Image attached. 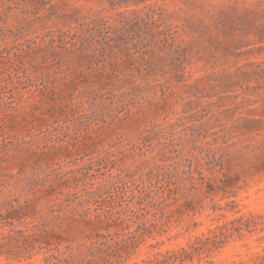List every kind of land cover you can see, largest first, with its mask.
Masks as SVG:
<instances>
[{
    "label": "rangeland",
    "instance_id": "obj_1",
    "mask_svg": "<svg viewBox=\"0 0 264 264\" xmlns=\"http://www.w3.org/2000/svg\"><path fill=\"white\" fill-rule=\"evenodd\" d=\"M129 1L0 0V264H264V0Z\"/></svg>",
    "mask_w": 264,
    "mask_h": 264
},
{
    "label": "trees",
    "instance_id": "obj_2",
    "mask_svg": "<svg viewBox=\"0 0 264 264\" xmlns=\"http://www.w3.org/2000/svg\"><path fill=\"white\" fill-rule=\"evenodd\" d=\"M125 2H130L129 0H125ZM132 2L134 3H138L140 2V0H132ZM124 18H123V14H119V18L118 19H113L112 23H115V22H121L123 21ZM92 22V21H91ZM94 23L91 24V23H88V28L87 30L90 32V33H102V32H106L108 33L109 30L111 28H115L117 29L116 27H113L111 24H109V19H104V18H99L98 20H95L93 21ZM108 35H105V37H107ZM264 121V120H263ZM229 228H227L226 226H220L216 231L213 232L212 236L211 237H206L205 239H199L195 244H192L191 245V249L190 250H187V249H183L182 250V255H185V256H189L191 255L193 252L195 251H198L199 249H201L202 247L206 246V245H209V244H216L218 239H220L222 236H225V232L228 230ZM111 245L107 246L105 248V250L99 248L98 249V252L101 253V252H105V251H108L109 249H111ZM123 248L121 247H116L115 249H113V252L112 253H108L107 255L108 256H114V257H119L121 256L120 255V250H122ZM254 264H263L262 262H257V263H254Z\"/></svg>",
    "mask_w": 264,
    "mask_h": 264
}]
</instances>
